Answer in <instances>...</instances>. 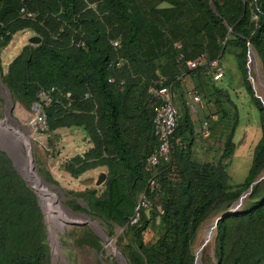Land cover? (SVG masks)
<instances>
[{
	"label": "trees",
	"instance_id": "16d2710c",
	"mask_svg": "<svg viewBox=\"0 0 264 264\" xmlns=\"http://www.w3.org/2000/svg\"><path fill=\"white\" fill-rule=\"evenodd\" d=\"M20 7L32 17H20ZM23 29L41 41L23 45L5 71L0 70L11 101L27 108L38 89L54 87V99L44 109L47 146L58 139L56 129H77L90 147L63 161L62 170L74 176L104 168L100 188L62 190L70 211L95 219L105 227L106 237H112L113 227H118L115 247L127 264H194V243L201 226L230 211L244 194L237 209L215 222L211 248L206 244L201 248L199 261L261 264L264 237L261 248L254 251L252 234L259 216L264 226V102L249 82L247 54L251 48L264 84V0H0V49ZM114 38L119 39L117 47L111 45ZM224 54L233 59L257 111L259 137L246 176L237 184L230 182L227 167L238 144L234 135L239 111L227 90L215 85L228 67L219 80H212L206 68L185 65V60L201 55L207 61H223ZM117 57L124 61L122 65L110 66ZM183 75L203 102L200 131L205 135L195 131L183 99ZM109 77L114 80L108 82ZM162 86L177 94L179 117L170 139V161L161 162L150 175L144 170L145 157L155 145L149 88ZM65 92L69 99L64 98ZM198 137L203 140L205 159L194 153ZM19 142L29 148L26 138ZM29 166L25 171L49 197L47 204L32 185L53 234L71 216L50 211L49 207L63 206L41 179L56 187L58 183L47 169L37 168L40 179ZM150 176L155 188L148 192ZM142 192L153 208L139 209L131 222ZM155 206L162 212L157 213ZM155 220L158 232L150 240L149 226ZM76 227L77 232H70L73 242L99 251L100 239L90 228ZM105 247L114 253L112 244ZM0 264H50L37 197L1 150Z\"/></svg>",
	"mask_w": 264,
	"mask_h": 264
},
{
	"label": "rangeland",
	"instance_id": "374dc122",
	"mask_svg": "<svg viewBox=\"0 0 264 264\" xmlns=\"http://www.w3.org/2000/svg\"><path fill=\"white\" fill-rule=\"evenodd\" d=\"M30 35L35 34L28 29L20 30L12 35L11 40L4 48L0 49V70L2 73L5 71L9 61L19 52L20 48L27 44V38ZM251 55L252 59H250L248 62V79L252 84L255 93L260 96L264 102V89L261 85L262 80L260 76L259 63L253 51H251ZM222 59L224 61L222 64L223 67H228V70L219 81L215 82V85L218 87H223L227 90L231 97H233V100L237 104L239 111V124L234 135V140L237 141L238 144L227 167L230 182L237 184L242 182L246 176V172L251 161L252 149L259 137V132L256 126L257 111L252 106L249 96L244 91L233 59L227 54H224ZM210 71L212 72L211 69ZM182 84L184 94L183 99L187 103L188 111L190 112L191 118L193 120L195 131H199L200 134L205 135V131H200V123L203 119L205 111L203 102L199 99H193V96L198 98L199 95L197 92H194L195 90L193 89L190 79L186 80V82ZM10 102L12 105L11 107ZM173 103L175 108L178 109L175 99L173 100ZM200 109L204 110L200 111ZM8 110L10 117H8ZM29 115V107H23L17 102L13 103L10 99L9 93L7 95L6 90L0 84V121L6 119V126L16 129L19 134L27 139L30 149L29 154L36 171L37 168L43 167L44 169H47L55 181H57L58 187L48 183L45 184L46 182L44 184L49 192L55 193L57 195L60 204L68 209L65 205L66 198L63 195V189L79 191L84 188H100L101 184L96 186L95 180L100 172L105 173L104 168H100V170L95 168L83 173L77 172L74 176H71L67 172L63 171L60 165L63 163V161L70 158L74 152V147H68L67 150H64L65 148L62 146L60 141L58 139H54L52 146L49 148L46 144V133H30V129L27 125ZM196 142L197 146L194 149V153H196V155L198 154L200 159H205V153H203L200 146V143H202L203 140L198 137L196 138ZM37 175L39 176L38 173ZM39 178L41 177L39 176ZM37 200L39 201L38 196ZM73 213L78 214V216L70 214L71 221H84L85 216L88 221L94 224L97 230L100 229L104 233L105 227L100 225L95 219L91 220L81 212ZM43 219L47 231L48 245L50 248V264H112L113 261L116 264H121L120 259H117L113 255L114 253L110 252L101 240V248L99 251L92 250L85 244L79 245L73 242L70 232L76 230L78 231L76 226H85L87 224L72 225L67 223L64 224L61 229L54 228L52 231L53 234H51L52 226H50V223L46 221L45 212L43 213ZM257 219L259 221H257V224L255 222L256 225L254 226V233L252 234V238H254V251L257 248H261V243L259 241L261 240V236L264 237V226L260 224L261 216H259ZM156 223L157 220H155L153 224H150L149 226V233H151L150 240L155 239L157 235L158 231L156 228ZM211 224L212 219L201 226L194 243V254L197 255V250L201 245L204 246L206 244L211 248L212 229L210 232L208 229ZM87 226L92 231L91 227L89 225ZM112 231L114 232V235L108 238L111 239L113 248L118 251L115 247V243H117V241L115 242V236L119 234L121 230L114 226ZM52 249L54 253L52 252ZM200 251L197 256L200 255ZM206 255L210 258V250H208ZM199 258L198 260H200ZM261 264H264V260L261 262Z\"/></svg>",
	"mask_w": 264,
	"mask_h": 264
},
{
	"label": "built area",
	"instance_id": "2783aa9c",
	"mask_svg": "<svg viewBox=\"0 0 264 264\" xmlns=\"http://www.w3.org/2000/svg\"><path fill=\"white\" fill-rule=\"evenodd\" d=\"M86 1V0H84ZM87 7L94 9V4H88ZM19 16L22 18L32 17L31 13L26 11L23 7L18 10ZM119 39L114 38L111 40V45L117 47ZM77 45L82 47L83 42L78 41ZM178 46V45H177ZM124 61L121 58H115L109 62L110 66L119 67ZM187 69H193L197 66H202L211 73L212 80H219L222 77V69L219 66L217 60L207 61L204 56H197L193 59L185 60ZM212 70V72L210 71ZM113 77L107 79L108 82H112ZM119 84H122V80H119ZM54 87L47 89H38L34 100L29 105V118L27 121L30 133L44 132L45 125V107L54 99ZM149 92L152 96L153 114L151 116V134L155 139V145L146 155L144 160V170L153 174L154 168L161 162H169L171 157V135L175 129L178 120V111L173 103V97L170 87L162 86L157 89L149 88ZM70 94L64 93V98L69 99ZM83 97H88V94L84 93ZM194 100H198L196 96H193ZM69 104V103H68ZM155 188L154 177H149L145 190L151 192ZM152 203L145 197L142 192L133 209V216L131 222H134L137 218L139 209H152ZM157 213H161V209L155 206Z\"/></svg>",
	"mask_w": 264,
	"mask_h": 264
},
{
	"label": "water",
	"instance_id": "95a60500",
	"mask_svg": "<svg viewBox=\"0 0 264 264\" xmlns=\"http://www.w3.org/2000/svg\"><path fill=\"white\" fill-rule=\"evenodd\" d=\"M41 41V38L37 35H30L27 38V44L30 45H37L39 44ZM251 48H248V54H247V67H248V62L250 59H252V55H251ZM261 82V80H260ZM0 84L2 85V87L6 90V93L8 95V91L7 89L3 86V84L0 82ZM261 85L264 89V84L263 82H261ZM11 102H10V107H11ZM8 117H10L9 115V110H8ZM6 119H3L0 121V150L3 151L5 153V155L10 159L13 167L15 168V171L17 172V174L21 177V179L27 183L29 185V187L33 190V192L35 193L36 197L37 192L35 190V188L32 186V184L29 182V180L27 179V177L25 176V169L27 167V165L29 163H32L30 154H29V148H26V145L24 143H22V145L17 144L15 142V140H17V138H21L23 139L22 135L20 136L18 134V131L16 129H13L9 126L5 125ZM19 138V139H20ZM32 169L35 172V174L37 175V171L36 168L32 165ZM38 176V175H37ZM39 177V176H38ZM41 179V178H40ZM105 179V173L100 172L95 180V185L98 186L100 185ZM259 180V179H257ZM43 182V184L45 183L43 180H41ZM47 184V183H45ZM44 184V185H45ZM244 194H242L233 204H232V209L230 211L224 212L222 214H220L219 216H217L216 218L213 219L212 224L208 227L209 232L210 230L214 227L215 222L219 219V218H223L226 215H228L229 213H231L233 210L237 209V207L240 204V200L243 197ZM38 204L39 201L37 200ZM40 206V205H39ZM41 209V206H40ZM69 211V213L71 215H76L78 216V214L73 213L72 211H70L69 209H67ZM41 212L42 209H41ZM84 216V215H83ZM68 224H76V225H89L93 231V233L105 244L107 245L108 243L111 242V239H109L108 237H106V235L100 230L101 234L93 227L92 222L88 221V219L84 216V221H70L68 222ZM203 245H201L198 250H197V255L199 253V251L201 250ZM115 251V250H114ZM117 259H121L125 264L126 261L124 260V258L122 257V255L118 252L115 251L113 254ZM195 255V260H194V264H200V261L198 260L199 256Z\"/></svg>",
	"mask_w": 264,
	"mask_h": 264
},
{
	"label": "crops",
	"instance_id": "0c3cea01",
	"mask_svg": "<svg viewBox=\"0 0 264 264\" xmlns=\"http://www.w3.org/2000/svg\"><path fill=\"white\" fill-rule=\"evenodd\" d=\"M219 66L221 67L222 71L224 72L223 61L219 60ZM224 74V73H223ZM189 77L187 75L181 76L182 83H185ZM173 100H176L177 108H178V100L177 94H172ZM54 133L58 136V140L64 146V150H67L69 147H74V152L71 156L75 154H80L82 151L90 147L88 140L84 135L77 129L72 128H58L54 131ZM70 156V157H71ZM100 170V168H98Z\"/></svg>",
	"mask_w": 264,
	"mask_h": 264
},
{
	"label": "bare ground",
	"instance_id": "6f19581e",
	"mask_svg": "<svg viewBox=\"0 0 264 264\" xmlns=\"http://www.w3.org/2000/svg\"><path fill=\"white\" fill-rule=\"evenodd\" d=\"M20 138V137H19ZM19 138H17V140H15V142H19L20 141V139ZM17 144H21V142H19V143H17ZM22 145V144H21ZM27 148V147H26ZM28 165H30L29 166V170H33L32 169V165L33 164H31V163H29ZM28 165H27V167H28ZM27 167H26V169H27ZM25 169V170H26ZM25 173V176L27 177V179H29L30 181L29 182H31V184L40 192V194L44 197V199H45V201H46V203L48 204V201H49V197L44 193V191L42 190V188L33 180V178L31 177V175L29 174V172H24ZM35 173V172H34ZM35 189V190H36ZM37 190H36V192H37ZM37 195H38V197H39V194H38V192H37ZM39 204H40V206H41V209H42V211H43V213H44V209H43V207H42V205H41V203H40V199H39ZM49 209H50V211L51 212H62V213H67L68 215H70V213L67 211V209L66 208H64V207H58V208H52V207H49ZM71 216V215H70ZM92 225H93V227L95 228V226H94V224L92 223ZM96 229V228H95ZM97 230V229H96ZM100 234H101V232H100V230H97ZM111 244V242L110 243H108L107 245H110ZM116 251V250H115ZM114 251V252H115ZM120 263L121 264H125L121 259H120Z\"/></svg>",
	"mask_w": 264,
	"mask_h": 264
}]
</instances>
